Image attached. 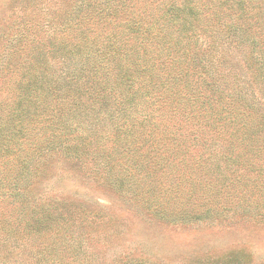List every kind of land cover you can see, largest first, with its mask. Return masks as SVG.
<instances>
[{
    "label": "trees",
    "instance_id": "obj_1",
    "mask_svg": "<svg viewBox=\"0 0 264 264\" xmlns=\"http://www.w3.org/2000/svg\"><path fill=\"white\" fill-rule=\"evenodd\" d=\"M32 3L0 27V264L94 263L58 162L171 223L264 180V0Z\"/></svg>",
    "mask_w": 264,
    "mask_h": 264
},
{
    "label": "rangeland",
    "instance_id": "obj_2",
    "mask_svg": "<svg viewBox=\"0 0 264 264\" xmlns=\"http://www.w3.org/2000/svg\"><path fill=\"white\" fill-rule=\"evenodd\" d=\"M32 2L35 0H0V27L8 25L24 7L31 9ZM43 2L53 9L58 0ZM53 171L41 185L50 195L67 201L83 223L80 234L88 237L87 251L95 259L92 264H111L119 255L153 264H219L217 261L228 257L245 255L247 264H264V217L253 216L264 211V207L260 209L264 180L254 172L240 170L241 184L234 185L236 197L221 200L211 219L171 223L136 211L131 202L70 165L58 162ZM241 193L247 202H253L249 215L235 209ZM240 261L245 262L243 257Z\"/></svg>",
    "mask_w": 264,
    "mask_h": 264
}]
</instances>
